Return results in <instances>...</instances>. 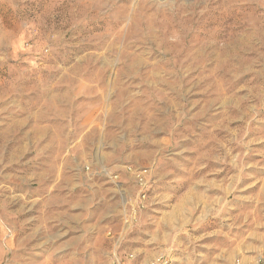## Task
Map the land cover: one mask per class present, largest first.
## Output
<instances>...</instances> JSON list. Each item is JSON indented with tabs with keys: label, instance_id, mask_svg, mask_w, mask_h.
<instances>
[{
	"label": "rangeland",
	"instance_id": "374dc122",
	"mask_svg": "<svg viewBox=\"0 0 264 264\" xmlns=\"http://www.w3.org/2000/svg\"><path fill=\"white\" fill-rule=\"evenodd\" d=\"M115 251L264 258V0H0V264Z\"/></svg>",
	"mask_w": 264,
	"mask_h": 264
},
{
	"label": "built area",
	"instance_id": "2783aa9c",
	"mask_svg": "<svg viewBox=\"0 0 264 264\" xmlns=\"http://www.w3.org/2000/svg\"><path fill=\"white\" fill-rule=\"evenodd\" d=\"M136 172H139L136 175L137 180L139 182L138 185L141 189V192H143V196L146 197L147 196V194H146L147 190H145V189L147 186V182L145 180L144 173H147V170H138ZM129 258L131 259L133 257L130 255ZM126 260H127V258H124L119 252L115 251L111 254L108 264H126ZM148 264H169V262L162 261L161 258H156V259H153L152 261H150ZM254 264H264V258L258 260Z\"/></svg>",
	"mask_w": 264,
	"mask_h": 264
},
{
	"label": "crops",
	"instance_id": "0c3cea01",
	"mask_svg": "<svg viewBox=\"0 0 264 264\" xmlns=\"http://www.w3.org/2000/svg\"><path fill=\"white\" fill-rule=\"evenodd\" d=\"M72 73V72H71ZM56 118H58V119H65L66 117H67V113L65 112V108H62V109H60L59 110V113L57 112L56 113V116H55ZM69 118V121L71 122L72 120L71 119H73V117H72V115H70L69 117H67V119ZM74 118H75V115H74ZM43 123H45V122H43ZM43 136H41V138L42 139H44L45 138V135L44 134H42ZM121 253V252H120ZM130 253V252H129ZM154 259V258H153ZM153 259H148L147 261H141V262H139V263H137V264H148L150 261H152ZM126 264H131L129 261H127L126 260Z\"/></svg>",
	"mask_w": 264,
	"mask_h": 264
}]
</instances>
